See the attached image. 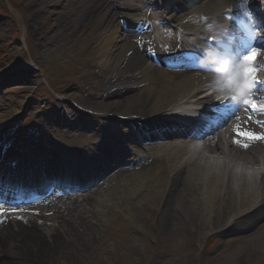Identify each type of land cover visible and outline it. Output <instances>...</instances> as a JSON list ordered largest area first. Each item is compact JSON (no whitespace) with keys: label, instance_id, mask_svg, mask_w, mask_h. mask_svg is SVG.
I'll use <instances>...</instances> for the list:
<instances>
[{"label":"bare ground","instance_id":"bare-ground-1","mask_svg":"<svg viewBox=\"0 0 264 264\" xmlns=\"http://www.w3.org/2000/svg\"><path fill=\"white\" fill-rule=\"evenodd\" d=\"M124 1L126 5L121 7L123 12L134 10L137 6H134L137 0ZM191 1L185 0L184 4H195ZM245 1L264 5V0H202L196 6L183 10L185 5L174 16L180 27L169 33L155 22L166 10L147 12L146 21L141 20L145 31L132 35L121 34L122 24L114 21L120 12L112 10L103 14L98 20L101 25L91 56L97 58L99 63L100 76L107 86L106 96L102 99L82 97L75 107L102 113L108 116L105 119L110 118L116 123L138 129L136 140L143 147L142 150L134 149L128 159L131 160L138 153L143 160L134 162L133 167H117L114 164L116 170L106 182V185L112 182L117 184L116 188L111 185L110 189L117 191L119 196L128 193L133 197L145 188L142 199L149 203L163 195L160 216L168 227L195 216L198 218L197 228H206L210 221L213 227L226 225L225 231L242 229L261 220V228L251 240L263 252L264 139L238 137L234 128L240 125L242 131L264 134L263 113L259 111L260 102L264 101V81L261 79L264 76V27L252 29L249 37H239L235 41L239 57L233 59L240 64L242 55L260 48L254 63L256 79L248 78V98L254 100L257 105L255 109L251 105H246L245 109L242 103L231 111L226 123L219 122L214 127L212 123L201 124L199 131L188 129L173 120L164 123L154 118L175 103H201L207 106L203 112L214 116L217 121L221 111L218 113L215 109L217 102H211L213 94L200 95L213 89L209 69L206 65L201 66L191 47L197 42L198 32H201L200 22H205L204 27L208 31L214 21L222 18L221 13L229 4L234 3V9L238 10L240 6L237 2ZM117 2L114 0L111 5ZM65 4H68L67 0H50L49 4L33 12L34 21L42 18L43 13H49L53 18L47 37L57 34L66 41L78 37L86 28L98 22L95 15H87L86 11L80 14L81 18L73 21H69L65 15L58 16V9ZM111 5H108L107 11ZM244 16L249 21L247 15ZM151 28L150 34L147 33ZM243 39L246 45L242 44ZM139 40L142 41L141 46ZM59 46L63 47L62 42H59ZM41 48L46 49L47 44H42ZM255 82H258L257 89L252 90L251 84ZM30 108L36 109V106L32 104ZM102 124V131L109 132L110 129L105 127L107 123ZM125 127H119L118 132ZM206 134L210 137H205ZM201 138L202 144H196ZM234 139H239L240 143H234ZM5 141L0 135V165L7 159L14 160L10 158L11 152L7 151V146H4ZM110 142V139L101 141L104 153L100 159L114 163L118 159L117 154L121 157L128 150L118 148L114 151ZM243 144L248 146H241ZM255 167L260 169L259 177L254 171L251 174L247 171ZM56 168L58 166L51 162L47 173L55 172ZM32 181L29 186L40 185V192L25 195L15 202L11 200L9 205L0 201L1 213L6 216L0 223V249H9L7 258L0 264H22L18 261L21 253L16 251L18 245L25 241L33 244L34 254H39L44 264H55L62 247L84 245L94 233L95 224L86 221L81 212L76 213L74 196L69 193L62 195L54 188L49 191L52 186L44 180ZM97 194V191L91 190L83 201L93 203ZM42 212L46 218L61 220L56 226H50V231L44 232L42 224L35 219ZM16 214H21L23 218L17 219Z\"/></svg>","mask_w":264,"mask_h":264},{"label":"rangeland","instance_id":"rangeland-1","mask_svg":"<svg viewBox=\"0 0 264 264\" xmlns=\"http://www.w3.org/2000/svg\"><path fill=\"white\" fill-rule=\"evenodd\" d=\"M98 1H100V5H98ZM117 1L121 6L123 0ZM159 1L167 2V7L171 8L173 2L177 0H147L138 4L142 9L147 8L152 11L148 3L156 5ZM67 2L68 4L58 9V16L65 15L69 21L81 18L80 14H83L84 11L87 12V15L89 13L95 15L97 18L95 21L112 10L121 11L118 7H112L107 11L108 6L106 5H111L112 0H67ZM11 3L17 4L16 8H13L8 2L0 0V105L6 107L5 111H0V124H2L0 134L7 132L9 125L13 131L11 137L18 138V145L15 148L17 150H23L26 147L28 150L33 146L44 150L43 148L48 147H63V144L68 149L78 150L72 152L64 149V153H60H63V157L66 158L57 157V159L60 164L68 165L69 168H72V164L78 165L80 170L78 172L59 170L57 174L72 178L73 174L77 173L84 179L101 175L107 170V167L101 170L96 167L99 152L77 148L80 146L78 138L60 130L64 129L65 121H72L69 129L77 130L79 122L73 121L77 118L75 112L69 107L73 101L85 95L94 96L99 92L104 94L107 87L99 76L97 58L91 56L101 21L86 28L78 37H71L64 41L65 39L60 38L57 34L53 37H46V34L50 33L48 30L53 21L49 13H43L42 18L38 20L32 19L33 12L42 5L49 4L50 0H11ZM3 10L4 12H1ZM128 14L130 16L124 14L116 19L118 23L124 21L125 18L130 20L131 25L125 29L127 30L126 34L131 33L135 22V17L131 13ZM167 27H173V23ZM45 37L49 40L50 50H45L41 54L40 45L45 42ZM25 39L31 53L25 49ZM58 42H62V48L59 45L56 48ZM24 79H29V81L25 82ZM52 82L56 84L55 90H51ZM77 86L82 89L83 96L76 93ZM75 95L77 97H74ZM38 99L41 100L40 103L42 102V111L38 109L31 116H27L25 111L28 102ZM16 101H19V104H12ZM68 109L69 113L66 112ZM54 114H59L63 120L61 122L50 120V116L54 119ZM78 114V118H83L82 113L78 112ZM40 119L45 122L43 127L45 131H48L44 137L36 134L40 132L36 126L40 123ZM85 120L87 124H91V121ZM25 123L28 127L19 131V126ZM52 125L59 128L52 130ZM114 126L118 128L121 125L114 124ZM93 134L97 135L96 132ZM116 136L122 139L121 134ZM125 138L128 139V137ZM46 141L55 142L48 144ZM46 155L47 157L53 156L48 151H46ZM67 160L71 162H67ZM248 172L252 173L250 170ZM61 178V176H56L59 181H62ZM104 180H102L103 183L101 181L97 185L99 192L95 202L86 203L83 201L84 195L94 187L80 191L81 195L75 197L76 213L81 212L83 215H80L86 221L89 220L95 224L93 235L84 245L62 247L55 264L263 263L264 251H259L251 240L259 228L258 225L238 232H222V229L217 225L212 228L210 221L206 228H197L198 218L196 216L185 219V223L168 227L160 216L159 207L163 201L162 195L158 197L157 201L149 203L142 199L143 192L135 197L128 196V193H124L123 197L118 196L117 191L110 189L111 185L116 188L117 184L112 182L108 186L105 185L106 181ZM36 220L42 223L45 232V230L50 231V226H56L61 219L51 220L38 217ZM156 224L160 230L159 233L156 231L159 242H157L158 239L156 240L154 232ZM123 225L128 227V231ZM212 230H218V232L209 236ZM123 235H125V239ZM154 242L158 243L156 249ZM205 244L207 245L206 251L201 254ZM138 246L140 249H144V256L140 262L136 260L141 253ZM33 248V244L28 241L20 243L16 251V253H21L18 261L22 264H44L39 254L36 252L34 254ZM8 251V248L4 251L0 249V263L4 258H7ZM145 259L148 260V263Z\"/></svg>","mask_w":264,"mask_h":264},{"label":"clouds","instance_id":"clouds-1","mask_svg":"<svg viewBox=\"0 0 264 264\" xmlns=\"http://www.w3.org/2000/svg\"><path fill=\"white\" fill-rule=\"evenodd\" d=\"M212 26H209L211 29ZM211 65L214 73L216 74L211 85L213 90L220 94V98L224 95H229L230 90L235 91V99L242 101L245 98L246 87L239 84L236 80L240 73V64L230 60H220L217 52L214 49L208 50L205 57L201 60V66ZM231 68L229 74L228 68ZM231 81V82H230Z\"/></svg>","mask_w":264,"mask_h":264},{"label":"snow or ice","instance_id":"snow-or-ice-1","mask_svg":"<svg viewBox=\"0 0 264 264\" xmlns=\"http://www.w3.org/2000/svg\"><path fill=\"white\" fill-rule=\"evenodd\" d=\"M259 55V52L256 49L250 50L247 54H244L240 57V73L238 74V77L236 78L237 82L239 84H242L246 87L245 92V98L242 100V102L245 105H251L253 109L257 107L254 100L249 99L250 96V90H249V80L248 78L251 77L253 81H255V73L257 72V69L254 67L255 60L257 56ZM231 82V81H230ZM222 100H231L234 102H240L235 99V91L230 90L229 95H224L221 97ZM251 117L249 116V119ZM236 134L238 137H246L247 139H264V134H256L251 131H242L240 125H236L234 128ZM234 143H240L239 139H234ZM243 147H247V144L241 145Z\"/></svg>","mask_w":264,"mask_h":264}]
</instances>
